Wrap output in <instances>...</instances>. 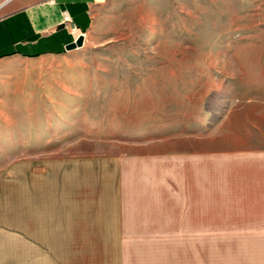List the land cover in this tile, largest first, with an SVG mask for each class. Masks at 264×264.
<instances>
[{
    "label": "rangeland",
    "instance_id": "obj_1",
    "mask_svg": "<svg viewBox=\"0 0 264 264\" xmlns=\"http://www.w3.org/2000/svg\"><path fill=\"white\" fill-rule=\"evenodd\" d=\"M93 11L71 32L82 46L0 59V264L36 261L19 249L22 162L264 144V0H96ZM212 244L214 264H244L236 243ZM63 250L40 263L96 264L94 247Z\"/></svg>",
    "mask_w": 264,
    "mask_h": 264
},
{
    "label": "crops",
    "instance_id": "obj_2",
    "mask_svg": "<svg viewBox=\"0 0 264 264\" xmlns=\"http://www.w3.org/2000/svg\"><path fill=\"white\" fill-rule=\"evenodd\" d=\"M19 1L0 3V10L12 6L0 16V56L64 50L73 39L64 14L85 31L96 4ZM132 157L22 162L19 249L26 257L35 251L41 264L44 250L91 246L96 264H214L219 236L222 246L229 240L244 249V264H264V144Z\"/></svg>",
    "mask_w": 264,
    "mask_h": 264
},
{
    "label": "water",
    "instance_id": "obj_3",
    "mask_svg": "<svg viewBox=\"0 0 264 264\" xmlns=\"http://www.w3.org/2000/svg\"><path fill=\"white\" fill-rule=\"evenodd\" d=\"M84 35L82 33L78 34L76 37H74L72 39L71 42H68L67 44H65V49L69 50V49H73L75 47H79L82 46L84 43Z\"/></svg>",
    "mask_w": 264,
    "mask_h": 264
},
{
    "label": "built area",
    "instance_id": "obj_4",
    "mask_svg": "<svg viewBox=\"0 0 264 264\" xmlns=\"http://www.w3.org/2000/svg\"><path fill=\"white\" fill-rule=\"evenodd\" d=\"M63 22L64 24L68 25L71 32H78L77 29V25L74 24V22L72 21V18L69 16V14L65 13L63 16Z\"/></svg>",
    "mask_w": 264,
    "mask_h": 264
},
{
    "label": "trees",
    "instance_id": "obj_5",
    "mask_svg": "<svg viewBox=\"0 0 264 264\" xmlns=\"http://www.w3.org/2000/svg\"><path fill=\"white\" fill-rule=\"evenodd\" d=\"M8 54L11 55L12 53H8V52H7L6 54L1 55L0 57H2V56H7Z\"/></svg>",
    "mask_w": 264,
    "mask_h": 264
}]
</instances>
